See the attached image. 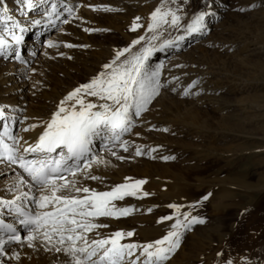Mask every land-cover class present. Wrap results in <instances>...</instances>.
I'll list each match as a JSON object with an SVG mask.
<instances>
[{
    "label": "rangeland",
    "instance_id": "374dc122",
    "mask_svg": "<svg viewBox=\"0 0 264 264\" xmlns=\"http://www.w3.org/2000/svg\"><path fill=\"white\" fill-rule=\"evenodd\" d=\"M96 2L98 4H93L94 6L92 2H88L85 6L87 11H90V14H87L88 12L85 14L84 10L76 12L77 14L71 12V15L66 18L64 23L51 30L47 35L48 38L46 37L40 42L39 45L42 46V49L41 47L38 48L35 61L28 66L29 78L25 79L27 88L31 89V93H28L30 95L28 101L32 104V107H35L33 109L41 107L45 103L44 99L46 96L53 94L54 88L57 89L58 87L60 92L66 89L67 91L70 89L74 90L82 84L90 83L95 78L94 72L87 74L79 71V69L76 70L68 67V64L64 60L67 55L63 52L57 54L58 51H55L61 48L63 50L69 39L81 42L83 40L82 33L85 29L90 28L87 33V40L89 42L101 45L105 44V48L114 46L118 51L130 48V51L127 52L129 53V57L126 59H131L132 56L142 52L145 47L159 45L160 42L162 43L175 33H185L187 27L185 26L186 20L194 19L199 12L208 11L213 7L215 20L210 22V26L207 29L205 28L206 30L204 33L202 32L203 34L201 33V35L196 36L182 48L174 49L175 52L167 57L158 56L157 58H153L148 69L150 72H155L159 69L160 75L158 79L161 85L158 90L159 94L153 98L147 106V110L137 116L138 120H140L137 130L133 129L126 135L128 142L135 137L136 140H142V143L133 147L129 153L126 152L127 158L118 154H111L109 159L118 168H125V163L127 167H131L130 171H133L137 162L143 166L149 162L151 159L149 156L155 149L156 144L173 142V144L175 143V146H173L177 149L173 146L168 148L172 149V152L175 153L173 157L166 160L168 162L156 160L157 164L155 167L157 168L150 170L151 178L163 181L165 179L161 176V162L175 165L176 167L183 165L193 168L197 163V157L193 154L194 150L199 149L202 153L205 152L207 154L209 152L206 151L207 146L211 144L212 148L210 151L213 159L211 158L200 163V166L203 165L206 170L203 174V178L206 181H212L215 176H220L219 179H223L229 175L228 177L231 178V181L244 180L246 183L251 184V188H259L253 184L264 172V97L260 99L263 100L260 103L261 110L257 111L252 109V104L250 101L248 102L246 97L249 99L251 95L255 94L264 96V70L259 66L261 62L264 65V0H167V2L166 0L164 2L163 0H97ZM136 3H144L143 6H147L149 10L160 7L161 4L165 3L166 5L161 9V12L175 13L176 16H180V21L176 25L170 22L168 24L160 23L154 31H149L148 25L153 23H150L152 21L150 20V16L147 17L146 15V12L149 11L134 8L137 5ZM143 13L145 18H143ZM138 16L139 19L137 20ZM165 18L171 21L172 16L168 15ZM115 23L121 26L124 31L115 30L112 27ZM133 25H142V27H137L133 31ZM99 26H103L104 28H100ZM53 35L60 37H58V41L61 40V45L50 42V39L54 37ZM141 36L145 39L140 44L133 45L132 41ZM153 37L156 38L153 39ZM31 38L32 36H27L25 41ZM50 44L53 46H50ZM65 49L67 48L65 47ZM90 49L92 48L86 50L89 52L84 50V53H90ZM82 50H77L79 55L83 53ZM93 50L96 51L98 49ZM15 53L16 51L11 55L12 59ZM45 59L46 62L44 61ZM37 62L38 64H36ZM122 62L120 60L117 65L119 66ZM178 62L181 63L179 67L176 69L170 68L172 64H177ZM196 71L200 72V74L206 73L208 76L195 81V84L190 89L200 91L204 85L215 89L207 94L205 93L207 96L203 94L204 96L202 97L204 98L202 99L205 100L204 104L200 102L201 100L199 101L201 95L193 97L182 96L181 90L172 92L169 90V87L162 85L168 73L179 72L184 74L182 78H191L192 74L197 73ZM56 81L58 82L57 87ZM182 88L184 89V87ZM243 99L244 101H242ZM235 110L236 115L253 120L248 122V126L244 127L242 134L240 132H236L237 134H224L217 126H208V120L212 124L217 123L218 120L216 118L224 117L230 112L234 113ZM195 113L201 115L199 118L202 122L198 125L195 122L193 123L192 120V115H196ZM151 123L155 126L151 125ZM145 124L149 125L146 126ZM191 124L199 126L203 131H206L202 134L203 138L199 136L193 137V132L189 128ZM13 131L11 134L8 133L12 137L17 134V127ZM138 132L141 133L139 134ZM143 142L147 145H144ZM220 145H225L224 147L228 145V152L224 153L225 150L220 149ZM137 149L140 150V155L136 154ZM164 150L166 148L161 150L162 155L166 154ZM187 150L188 153H186ZM259 160L262 161L261 165L255 164V161ZM10 175L18 176L15 173H1L0 181ZM63 176L67 177V174H63ZM193 177L194 175L191 173L188 181L192 182ZM57 182H61V180ZM211 184L213 185L214 183ZM153 190L155 189L145 190L144 192L149 193L147 196L138 191H136V195H128L123 202L124 206L122 203L123 207L121 206V208H130L132 211L127 215L121 216L122 218L116 217L115 220L120 219L119 221L129 222L130 220L135 221L146 217V220L151 221V224L164 226L161 228L163 236H165L166 231L170 232L171 230L176 231L178 229L177 231L181 234L179 247L168 254L169 257L164 260L163 264H234L235 260L241 256H243L242 260H245V257L248 256L253 257L254 259L252 258L250 261L254 260L255 264H262L264 262L263 251H261L257 242L255 243L250 239L252 235L250 231L253 232L254 230H258L259 227H263L256 221L259 213L260 215L264 213V196L262 194L256 191L250 194L249 197L242 195V193L237 194L235 204L230 202L228 209L225 211L223 209L217 210V212H213V206L209 204L210 198L206 194H203V200L197 206L195 213L193 212L192 217H198L205 222L188 226V221L192 217L188 221L184 220V222L180 218L184 209L180 208L177 211L174 208H170L169 205L175 203L170 199L163 200L159 198L160 194L153 192ZM204 197H207V199H204ZM166 216H172V221L162 219ZM177 219L182 221V223L184 222L183 224H186V226L179 227L180 229L174 228L173 225L176 224ZM93 222L105 223L108 226L111 221L110 217H99ZM147 226L146 224L143 226L146 234L151 231L150 229L155 227L151 226L150 223V227ZM133 230L135 231L136 228ZM139 232L141 231L137 233ZM26 233L23 234V237ZM145 233L143 234L146 235ZM258 234H260V230ZM142 235L138 234L140 238ZM196 237L204 238V244L198 249L196 241L199 240L195 239ZM247 237L248 240H251L250 242H248ZM154 238L155 235L153 236ZM148 239L151 240L152 238ZM45 241L43 245H48V241ZM139 242L140 245L142 243L143 246L146 245L144 244L145 242H142V238ZM24 243L25 237L24 239L22 238L19 244ZM252 245H258L259 248V251L254 255L252 250L255 252L256 247ZM54 246L56 248L60 247L51 243L49 248H53ZM141 251L143 252L142 247H139L138 253H136L140 254ZM244 260L242 262L247 261ZM16 263L17 261L14 263L9 261L6 264Z\"/></svg>",
    "mask_w": 264,
    "mask_h": 264
},
{
    "label": "bare ground",
    "instance_id": "6f19581e",
    "mask_svg": "<svg viewBox=\"0 0 264 264\" xmlns=\"http://www.w3.org/2000/svg\"><path fill=\"white\" fill-rule=\"evenodd\" d=\"M96 1L97 0H31V6H29L28 0H0V12H2V14L12 17L11 20H0V39L4 41V43L0 45V150H2L3 147H9L16 154L17 158H19L20 162H22V160L23 162L26 163L35 161L37 162V166H38L40 161L43 160L50 162L53 159H59L61 153L66 152V149L64 148H59L52 153H48L46 151H32L31 149L35 148L36 145L39 143L40 136L43 135V133L47 130L46 127L47 123L50 122L54 113H56L59 110L61 101H63L67 97L68 93L72 92L73 90L70 89L67 91L66 89L60 92L58 90L59 88L57 87L58 85L57 82L58 80H57L56 81L57 89L55 88L53 89V94L52 95L49 94L48 96H46V98L44 99L45 103H43L41 107H38V109H33L34 106L32 107V104H30L28 101V98L30 96L28 95V93H31V89L27 88L25 79L29 78L28 66H30L31 63L35 61L36 55L39 50L38 48L41 47L42 49V46L39 44L47 37L48 33L51 32V30H53L54 28H57L58 25L64 23L66 21V18L71 15V12L77 14L79 11L82 12L84 10V13L86 14L88 12L87 9L85 8L87 3L92 2V5L93 4L96 5L98 4ZM84 3L86 4L84 5ZM138 3H136L137 5L134 6V8L136 7L143 9V11H149L146 12V15L147 17L150 16V20H152L151 19L152 13L156 9L159 8L161 10L166 5L164 3L161 4L160 7H156L153 8V10H149L147 6L145 7L143 6L144 3L142 4L141 3L138 4ZM201 13L204 14L201 31L189 33L188 31L189 25H191L193 21L196 19V17L200 16ZM87 14H90V11ZM144 16L145 15L143 13V18H145ZM212 20H215L213 7H211L208 11L205 10L203 12H199L197 16L194 17V19L186 20L185 26L187 27L185 33H175L172 36L170 35V37L167 40L163 41L162 43L160 42L159 45L152 47L154 51L146 61V64L149 63L148 65H146V67L148 66L147 68H149V66L153 61V58H157L158 56L167 57L173 52H175L174 49L182 48L183 46L187 45V43H189L191 40H193L196 36L201 35L202 32L204 33L205 30L210 26L209 24ZM37 21H39V23H37ZM151 22L153 21H150V23ZM112 27L115 30H119L121 32L124 31L121 26L117 25V23L112 25ZM100 28H104V27L102 26ZM88 30H90V28ZM75 32L77 34V31ZM88 32L89 31L86 32L84 31L82 33L83 40L81 42L79 41L76 42V40L69 39L71 41L69 42L68 40V43L65 44V47L67 49H65V47L63 48V50H61L62 48L61 49L57 48L58 50L55 51H58L57 54L63 52L65 55H67L66 59L64 58V60L68 64V67L72 69H76V70L79 69V71H82L87 74H91L94 72L95 77H97L101 72H105V73L111 72V69L104 68V65L111 64L112 61L116 58V52L118 51L117 48L114 46L111 48H105L104 47L105 44L101 45V44L89 42L87 40ZM79 33L81 34V32ZM27 36H32V38L28 41H25V38ZM181 36L184 37V39L182 40L179 39V37ZM17 37H20L19 41H17L16 39ZM58 37L59 36L52 37L50 39V42H54L56 44L61 45L60 42L61 40L58 41L60 37L59 38ZM168 41H172V43L167 44L166 42ZM68 44L73 45V47H67L66 45ZM161 46H163V50H159L161 49ZM88 47L98 50L92 51V49H90V53H84L86 50H89ZM79 49H83L82 51L84 54L82 53L81 55H79L77 51ZM15 51H16L15 56L12 59L11 55ZM128 57H129V53H125L124 56L120 57L117 63L113 65V68H115V66L120 62V60L124 61ZM68 58L69 60L67 61ZM44 61L46 62V59ZM36 64H38V62ZM180 65L181 63L179 62L177 64L174 63L170 66V68L176 69ZM259 66L262 67V69L264 70V65L262 62L259 64ZM190 72L188 73L190 74ZM183 76L184 74L179 72L168 73L166 75L167 78L166 80H164L162 85L169 87V90L172 92H177L178 90H181L182 96L193 97L196 95L197 96L201 95V99H199V101L201 100L200 102L204 104L205 100L202 99L204 98L202 97L204 96L203 94L205 93L207 94L215 89L208 87V85H204L200 91H196V90L193 91L192 89H190V87L195 84L194 83L195 81L197 80L199 81L205 76H208V74L206 73L200 74V72H197L196 74L195 73L192 74L191 78L189 77L182 78ZM182 87H184V89ZM262 97L264 96L255 94V95H251L249 99L246 97V99L248 100V102L249 101L251 102L252 109H255L257 111V110H261L260 103L263 100L260 99ZM84 99L85 102L91 101L97 104L102 103V101H100L96 97L85 96ZM242 101H244V99ZM67 106L68 105H65V107ZM229 107L231 108V106ZM235 112L236 110L234 111V113L230 112L224 117L216 118V120H218L217 123L212 124L208 120L207 124L208 126H214V125L217 126L218 129L221 130L224 134H228V133L237 134L236 132H240L242 134L244 131V127L248 126V122H251L253 120L246 117L242 118L241 115H236ZM195 114L196 115H192V120L193 123L195 122V124L198 125L202 122L199 118V116L201 115L198 113ZM138 119L139 118H137V116L133 114L129 131L122 133L120 139L117 141H111L106 139L105 136L107 134L102 135L100 137H96L94 139L93 145L91 146L90 153H88L81 160L68 161V165L70 166V171L66 170L58 174L59 175L67 174L66 177L67 180L73 181L76 187L89 188L90 190H93L95 192L112 191L117 185L133 184L135 181L142 179L146 181V183L141 185L139 189L137 190L130 189V191H138L140 193L141 192L144 193L145 190H151V188L155 189L153 190V192L157 194L159 193L160 194L159 198H162L163 200L170 199L172 202L179 205L180 208L184 209L183 213L180 215V218L183 221L184 220L188 221V219L192 217L193 212L195 213V211L197 210V206H199V204L203 200L202 199L203 194H206L210 198L209 204L213 206V212H217V210H221V209L225 211L226 209H228V207H230L229 205L230 202L235 204V198L237 194L242 193V195H247V197H249L250 194L256 191L264 196V172L257 179L255 184H253L259 187L256 189L251 188L250 187L251 184L246 183L244 180L236 181L232 179L233 181H231V178L228 177L229 175L223 179H219L220 176H215L212 181H206L203 178V174L206 172V170L203 167V165L200 166V163L209 160L211 158L213 159L210 151V149L212 148L211 144L208 146L206 145L207 146L206 151L207 152L209 151L207 154H205V152L202 153V151H200L199 149L194 150L193 154L195 155V157H197L196 158L197 163L193 168L183 165H181V167L179 166L176 167L175 165L161 162L160 163L161 164L160 170L162 172L161 176L164 177L165 179L163 181L155 180L151 178L150 170L157 168L155 167L157 164L156 160L166 161L164 157H171V158L173 157L175 153L172 152V149H168L175 144V143L173 144V142L172 143L167 142L165 144H160V145L159 144L157 145L156 142L155 149L153 148L154 150L152 151L151 155L149 156L147 154V156L151 157V159L149 160V162L145 163L144 166L139 165V163L137 162V165L135 166L133 171H130L131 167L129 166L127 167L125 163H124L125 168H118L117 165L114 164V162L110 161L109 159L110 155L115 153L118 154L119 156L127 158L125 153L126 152L129 153L133 147L138 146L140 143H142V140H136L135 137L133 140L132 139L129 140V142L126 140L127 138L126 135L133 129L137 130V127L140 125V120ZM151 125L154 124L151 123ZM16 127L18 129L17 134H15L14 137L10 136L8 134V129H11L13 131V129H16ZM189 128L193 132L192 133V135H194L193 137L199 136L203 138L202 134L206 132L203 131L201 127L194 126L193 124H191ZM143 143L144 145H147L145 144V142ZM224 146L225 145H220V149L225 150L224 153L228 152L229 146L228 145L227 147ZM125 147L127 148V151H125ZM165 148L166 150L164 151L166 154L162 155L161 150ZM186 153H188V150L186 151ZM253 158H257V157H253ZM261 163L262 161L260 160L255 161V164L257 165H261ZM71 172H75V175L73 176ZM1 173L3 174L15 173L18 176L10 175L0 181V219L8 223L16 224L20 232H22L23 234L25 232L27 233L24 235L25 237L24 244H15L12 243L10 239L7 237L5 238L0 237V246H2L3 248V250L0 251V264H6L9 261L12 263L17 261L16 264H76L77 256H79L80 259L83 260L84 256L82 254L77 253L76 256H74L69 251V248L72 247V241L65 239L63 243H60L59 235L51 233L50 230H49V235L51 236V239L49 240L45 238V236L43 235L45 229L33 230L35 226L24 228L22 225H19L17 223L16 220L17 217L15 214H13V212H15L16 209L19 207L33 211L36 214L43 213L45 211H52L53 208L49 207L45 209L39 207L37 203L39 197L41 195H45L48 193L41 190L40 185L36 184V182L32 179V177L25 170V168H22L21 166L14 167L13 165H11L9 162H6L2 158L0 159V174ZM191 173H193L194 175L192 182L188 181L189 175ZM92 176L98 177V179L95 180L91 179L90 177ZM55 183L57 184V186H59L65 183V181L64 180H61V182L55 181ZM211 183L214 184L212 185ZM57 195H74L79 198H83L86 196H90L91 192L84 193V192H75V191H70V192L65 191V192H57ZM126 197H128V195H126L123 199L113 200L109 206L112 207L114 205L115 209L118 210L119 208H121L122 203L124 202ZM185 213H190V215L187 216V218H185L184 216ZM262 214L264 213H261V215L259 213V215L256 217V221L263 227H259L260 229L258 228V230H254L253 232L250 231L252 233L250 239L255 243L257 242L259 248L264 253V215ZM115 218H116L115 216L110 217L111 222L107 227H100V229L98 228L93 229L91 232H84L83 235L87 238L89 243H91L92 240H101V239L110 238L117 231L123 232L125 234H127L128 232H132L133 233L132 236L125 235L121 239L120 243L136 244L138 248L134 251V255L125 257L123 264H145V261L148 260L149 258L146 257L142 251L140 252V254H137L139 247L143 246L142 245L143 243L141 244L142 245L141 246L139 241L142 238V242H145L144 244H148V243L154 244L156 240L163 239L162 237L164 236L162 235L161 228H163L164 226L163 225L156 226V224L153 225L151 224V221L146 220L147 219L146 217L137 219L135 221L130 220L129 222L119 221L120 219L116 221ZM149 223L151 226H155L154 228L150 229L151 231L148 233L150 235L146 234L145 233L146 231L143 230L144 229L143 226L145 224L146 226L147 225L149 226ZM134 228H136L135 231L133 230ZM259 230H260V234H258ZM77 231L79 233L81 230L78 229ZM138 231H141L142 233L141 232L137 233ZM143 233H145L146 235H144ZM167 233L168 231L165 232V236ZM138 234L139 235L143 234V235L140 238ZM158 234L160 235V237ZM64 235L65 237H67L70 234L65 233ZM151 235L153 236L155 235V238L153 239V236L151 237ZM29 236H33L34 239L29 240L28 239ZM148 238L150 239L152 238V239L149 240ZM46 239L48 241V245H43ZM195 239L199 240L196 241L197 249H198L202 246V244H204V238L196 237ZM251 240H248V242H250ZM245 242L247 243V241ZM51 243H54L55 245H58L60 247L56 248L54 246L53 248H49ZM258 245L256 246L252 245L253 247L254 246L256 247L255 252H253L252 250L253 255L257 251H259ZM83 246L84 245L81 240L75 241V247H83ZM57 249H60V251H57ZM154 250L155 249H153V251ZM243 254L245 256V252ZM242 257L243 256L237 258L234 264H244V263L255 264L254 260L250 261V259H252L253 257L251 256H250L251 258L249 256L245 257L246 259L243 260L244 261L247 260L246 262H242L243 261ZM93 260H98V256L93 257L92 260H88L86 264H92ZM163 262L164 260L154 261L153 264H163ZM262 264H264V262Z\"/></svg>",
    "mask_w": 264,
    "mask_h": 264
},
{
    "label": "snow or ice",
    "instance_id": "6c2138e0",
    "mask_svg": "<svg viewBox=\"0 0 264 264\" xmlns=\"http://www.w3.org/2000/svg\"><path fill=\"white\" fill-rule=\"evenodd\" d=\"M28 4L31 6V0H28ZM168 15L172 16L171 21L165 18ZM203 16L204 14L201 13L189 25V33L201 31ZM11 19V16L0 12V20ZM152 21L153 23L148 25L149 31H154L160 23L168 24L170 22L176 25L179 17L175 13L161 12L158 8L152 13ZM137 27H142V25H133L132 30L135 31ZM155 38L153 37V39ZM16 39L19 41L20 37ZM144 39L141 36L132 41V44H140ZM179 39L182 40L184 37L181 36ZM3 43L4 41L0 39V45ZM166 43L171 44L172 41ZM50 46L53 45L50 44ZM66 46L73 47L71 44ZM159 50H163V46ZM129 51L130 48L117 51L116 58L112 63L104 65V68L111 69V72H101L90 83L80 85L61 101L59 110L47 123V130L40 136L39 143L31 149L32 151H46L48 153L55 152L59 148L66 149V152L61 153L59 159H53L50 162L42 160L37 166V162L26 163L21 158L20 166L25 168L36 184L40 185L42 191L48 193L39 197L37 201L39 207L53 208L52 211L37 213L22 223H25L26 226L28 224L34 225L33 230L45 229L43 235L49 240L51 239L50 230L51 233L59 235L60 243H63L65 239L72 241V247L69 248V251L74 256L77 253L84 256L83 260L77 256L76 264H86L88 260L97 256L98 260H93L92 264H123L125 257L134 255V251L138 248L136 244L120 243L125 235L132 236V232L125 234L117 231L110 238L92 240L91 243L83 233L91 232L100 227H107V225L93 222L96 218L119 217L129 214L132 211L130 208L116 210L114 205L112 207L109 205L113 200L123 199L126 195H136V191H130V189L137 190L146 181L137 180L133 184L117 185L112 191L95 192L89 188L76 187L73 181H68L63 175H58L62 171H70L68 161L81 160L90 153L96 137L107 134L106 139L119 140L122 133L129 131L133 114L139 116L143 111H146L153 98L159 94L158 90L161 87L158 79L159 69L150 72L146 67V61L154 51L152 47L143 48L142 52L132 56L131 59H125L119 66L113 68L120 57ZM85 96L96 97L102 103L85 102ZM65 105L68 106L65 107ZM125 151H127L126 147ZM136 154H141L139 149H137ZM170 158L164 157L166 160ZM9 159L15 162L14 157L9 156ZM71 174L74 176L75 172H71ZM90 178L98 179L95 176ZM57 179L64 180L65 183L57 186L55 183ZM65 191L91 192V195L83 198L74 195H57V192ZM143 195L147 196L149 193L144 192ZM169 207L177 211L180 208L179 205L175 204L169 205ZM189 215L190 213L184 214L185 218ZM162 219L171 220L173 217L166 216ZM204 222L198 217H192L188 226ZM183 226L185 225L179 219L173 225L174 228ZM78 229L81 230L79 233ZM65 233L70 235L65 237ZM180 235L178 231H170L163 239L156 240L154 244L148 243L142 246L143 253L149 258L145 264H153L154 261L168 259L167 254L179 247ZM13 239L20 240L21 238L15 236ZM28 239L32 240L34 237L29 236ZM76 240H81L84 246L75 247ZM153 249L155 250L153 251ZM2 250L3 248L0 246V251Z\"/></svg>",
    "mask_w": 264,
    "mask_h": 264
}]
</instances>
